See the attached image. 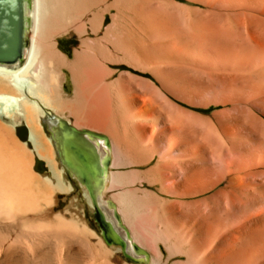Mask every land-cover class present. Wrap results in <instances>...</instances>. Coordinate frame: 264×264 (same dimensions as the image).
Segmentation results:
<instances>
[{"label":"bare ground","instance_id":"6f19581e","mask_svg":"<svg viewBox=\"0 0 264 264\" xmlns=\"http://www.w3.org/2000/svg\"><path fill=\"white\" fill-rule=\"evenodd\" d=\"M115 5L108 0H20L18 54L0 62V264H97L98 257L105 259L102 264H122L115 261L118 251L131 256L133 264H202L191 251V247L202 249L201 243L188 244L183 238L168 242L167 259L162 253H150L145 260L135 252L107 203L112 177L105 159L113 154L111 140L78 126L103 117L93 114V88L94 82L110 75L105 62L124 60L144 67L168 56L148 46L124 50L114 44L115 56L110 57L104 42L110 32L123 28L112 24L103 32L106 15ZM218 8L220 76L264 79V0H218ZM72 32L80 41L74 58L60 46V38ZM244 59L249 64H243ZM86 149L98 165L89 181L75 164L76 152ZM72 180L87 199L90 213L98 220L100 206L126 239L117 252L108 247L105 228L101 226L103 234L89 228ZM70 194H74L71 202L65 198ZM132 210L141 217L143 231L164 239L150 226L147 209ZM119 212L128 225L122 207ZM129 229L133 240L145 247L140 228ZM60 243L66 246L64 252Z\"/></svg>","mask_w":264,"mask_h":264},{"label":"rangeland","instance_id":"374dc122","mask_svg":"<svg viewBox=\"0 0 264 264\" xmlns=\"http://www.w3.org/2000/svg\"><path fill=\"white\" fill-rule=\"evenodd\" d=\"M115 3L118 6L107 13L103 32L112 24L123 28L110 32L104 42L109 56H115V45L124 50L148 46L168 56L144 67L124 60L105 62L110 75L94 82L93 114L112 111L113 121L129 134L128 139L153 147L166 145L171 153L182 152L184 145L192 168L202 172L201 218L193 204L190 218L159 220L150 215L156 204L147 208L154 231L183 229V234L159 232L156 236L164 239L157 242L155 235L142 231L140 216L138 225L135 220L132 225L140 228L141 240L153 247L154 255L161 251L167 255L168 242L183 238L188 244L201 243L202 249L191 247V251L202 258V264L214 259L218 264H264V79L220 76L218 0H108ZM60 46L74 58L80 46L77 34L66 33ZM110 76L116 86L104 96L102 84ZM78 126L96 131L104 125L92 120ZM74 185L89 228L101 234L87 199ZM73 196L65 198L71 202ZM195 198L198 194L192 193V201ZM123 212L133 210L123 208ZM60 245L64 252L65 244ZM107 245L114 251L120 247ZM115 254L118 263H134L121 251ZM96 262L105 259L98 257Z\"/></svg>","mask_w":264,"mask_h":264},{"label":"crops","instance_id":"0c3cea01","mask_svg":"<svg viewBox=\"0 0 264 264\" xmlns=\"http://www.w3.org/2000/svg\"><path fill=\"white\" fill-rule=\"evenodd\" d=\"M115 84L112 77L103 82L104 96H108L114 91ZM111 112L105 114L102 110L101 121L94 119L98 124L104 125L96 131L111 140L113 154L111 155L110 175L112 179L108 191L111 198L118 204V208H126L129 211L133 207L141 206L143 209H147L152 204L153 206L156 204L157 210L151 214V217L161 220L170 216L190 218L191 205L193 204L198 207V216L201 218L202 172L192 168L190 153H185L184 145H182V152L171 153L166 145L165 148L153 147L143 141L128 139L129 134H124V129L122 130L113 121L115 118ZM192 193L198 194V198L193 201ZM125 215L127 223L132 229L131 221H137L139 216L129 212ZM139 232L141 233L140 230ZM162 232L184 233L183 229ZM156 239L157 242L162 240ZM140 241L142 244L144 243V248L152 254L153 247L147 246L141 239ZM160 253L165 254L162 251ZM160 253L152 255L158 256ZM166 256H169V253Z\"/></svg>","mask_w":264,"mask_h":264},{"label":"water","instance_id":"95a60500","mask_svg":"<svg viewBox=\"0 0 264 264\" xmlns=\"http://www.w3.org/2000/svg\"><path fill=\"white\" fill-rule=\"evenodd\" d=\"M19 29L20 0H0V62L7 61L12 58L14 54H18L17 46L20 41ZM74 131L77 135H79L80 131H78L77 129H74ZM90 132L93 133V135H98L99 137H106L101 133H97L94 131ZM76 153L77 158L75 164H77V166L79 167L82 178L89 181L90 176L93 175L95 177L98 171V165L95 159V155L91 150L89 151L87 149L83 151L79 150ZM69 164L73 165V162L69 161ZM110 164L111 156L109 155L105 159L106 169L110 168ZM101 197H103V195H101ZM107 203L108 207L114 211V217L118 222V226L124 229L126 231L127 238L133 241L132 244L135 252L137 254L145 256V260L150 258V252L133 240L132 233L128 225H126V223L124 222V219L119 212L118 204L116 203V201L113 198L108 197ZM97 207L99 210V215H97V218L102 228H105L106 230V234H104V236L107 241L109 243L125 246L127 244L126 239L122 237V235L116 230L113 223L107 218L103 209L98 205ZM130 258L132 257L130 256Z\"/></svg>","mask_w":264,"mask_h":264},{"label":"trees","instance_id":"16d2710c","mask_svg":"<svg viewBox=\"0 0 264 264\" xmlns=\"http://www.w3.org/2000/svg\"><path fill=\"white\" fill-rule=\"evenodd\" d=\"M214 107H211L210 109H213Z\"/></svg>","mask_w":264,"mask_h":264}]
</instances>
